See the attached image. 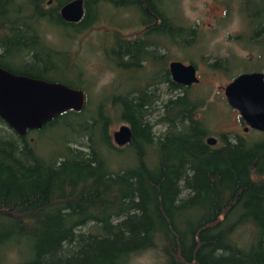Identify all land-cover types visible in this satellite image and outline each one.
Returning <instances> with one entry per match:
<instances>
[{
    "label": "trees",
    "instance_id": "trees-1",
    "mask_svg": "<svg viewBox=\"0 0 264 264\" xmlns=\"http://www.w3.org/2000/svg\"><path fill=\"white\" fill-rule=\"evenodd\" d=\"M67 1L0 0V67L27 75L5 65L16 50L13 37L40 24L77 36L98 24L104 7L132 6L149 25L133 39L114 31L107 60L119 69L133 67L135 44L149 32L188 47L198 30L166 17L152 0H82L81 19L66 22L58 10ZM250 1L242 2L246 28L235 40L263 51L264 13L256 7L260 0ZM44 44L42 73L27 76L81 89L85 104L23 136L0 119V264H129L148 250L157 252L160 264H264V134L219 133V143L208 145V130L197 117L205 97L170 80L162 98L166 52L159 55L162 71L141 88L110 93L89 106L83 70L70 63V54ZM230 58L208 57L206 66L231 80ZM58 59L66 65L57 66ZM114 120L130 127L123 146L112 142ZM48 133L52 140L43 154L38 141ZM122 153L130 155V166L112 161ZM245 226L253 234L243 247L233 233Z\"/></svg>",
    "mask_w": 264,
    "mask_h": 264
},
{
    "label": "rangeland",
    "instance_id": "rangeland-1",
    "mask_svg": "<svg viewBox=\"0 0 264 264\" xmlns=\"http://www.w3.org/2000/svg\"><path fill=\"white\" fill-rule=\"evenodd\" d=\"M242 2L243 0H163L161 2L163 10L160 11L166 17L171 20L175 17L183 25H195L198 28L192 45L188 47L174 45L170 42L171 36L161 32H149L143 40H138L140 42L136 46L140 53L139 60L144 61L143 65L134 68H115L112 61L107 60L112 55L109 45L114 31L119 32L118 36L124 39H133L140 37L149 26L140 23L141 15L132 6L121 9L104 7L99 14L98 24L92 25L77 36L53 24H40L39 29L49 46L70 54L72 57L70 63H75L77 68L83 70L82 83L86 88L89 106L105 95L109 96L110 93H125L131 89L141 88L144 81L150 79L156 70L162 71L163 64L159 55L164 52L167 56L165 66L171 60H178L184 64L192 63L199 81L190 85V92L192 95L205 97L197 117L204 122L208 136H213L216 139L214 145H217L219 133L229 132L249 138L263 137V134L256 131L242 130L243 123L236 110L231 109L223 97V87L229 82V78L223 73L211 71L206 66L208 57L231 56L229 71L233 73L232 75L251 71L264 73V48L263 51L257 47L245 49L240 41L235 40V36L243 34L246 28L240 13L244 10ZM250 2L249 0V4ZM256 7L264 13V0H260ZM242 43L246 44L247 40L243 38ZM259 52L263 55L260 56ZM4 61L12 66L18 65L6 57ZM55 64L64 66L66 62L58 59ZM260 67V70H256ZM65 71L69 72V69ZM51 73L48 74L49 77L59 76V73H55L57 75ZM159 87L162 90V98H165L167 95L164 93V85ZM122 123L114 120L110 125V135ZM154 130L162 131L163 127L154 125ZM47 135L49 137H43L38 141L43 154L48 151L50 144L48 141L52 140V134ZM28 137L34 139L36 133L31 132ZM129 156L122 153L111 158L116 167L117 165L124 167L132 164ZM252 234L249 226L241 227L233 233V239L237 244L246 247ZM129 264H160L159 255L155 250H148L132 257Z\"/></svg>",
    "mask_w": 264,
    "mask_h": 264
},
{
    "label": "water",
    "instance_id": "water-1",
    "mask_svg": "<svg viewBox=\"0 0 264 264\" xmlns=\"http://www.w3.org/2000/svg\"><path fill=\"white\" fill-rule=\"evenodd\" d=\"M60 17L78 22L83 15L82 0H69L59 7ZM167 70L173 82L190 86L199 78L195 66L171 60ZM227 105L236 110L243 131L252 129L264 133V73L262 71L236 74L223 87ZM85 104V93L60 82L46 81L15 74L0 67V119L18 136L40 129L46 122L67 110L79 111ZM115 146L130 142L131 130L122 123L111 132ZM205 142L214 145L216 139L207 136Z\"/></svg>",
    "mask_w": 264,
    "mask_h": 264
},
{
    "label": "flooded vegetation",
    "instance_id": "flooded-vegetation-1",
    "mask_svg": "<svg viewBox=\"0 0 264 264\" xmlns=\"http://www.w3.org/2000/svg\"><path fill=\"white\" fill-rule=\"evenodd\" d=\"M152 1L154 2V5L156 4L159 5L163 0H152ZM39 28L40 27H37L32 30L26 31L24 33H20L18 36L12 38V41H14L12 44H15L14 48H16V50H13L12 57H8V58L14 60L18 65L12 66L8 63H5V65L8 68L14 69L16 71L22 70L27 75L30 76H37L42 73L41 70L44 67V52H45L44 43L47 42H45V40L43 39V33ZM138 43L135 44V47L138 46ZM135 47H134L135 51L132 53L133 67H138L139 66L138 60L140 57V53ZM120 48L122 51L126 47L124 44H122ZM168 77L169 79L166 82H164V84L161 82L159 86L169 85L171 80L169 73H168ZM243 127L244 125L242 126V129ZM247 131H252V129H248L244 132ZM259 133L264 134L262 132Z\"/></svg>",
    "mask_w": 264,
    "mask_h": 264
},
{
    "label": "bare ground",
    "instance_id": "bare-ground-1",
    "mask_svg": "<svg viewBox=\"0 0 264 264\" xmlns=\"http://www.w3.org/2000/svg\"><path fill=\"white\" fill-rule=\"evenodd\" d=\"M32 22V21H31Z\"/></svg>",
    "mask_w": 264,
    "mask_h": 264
}]
</instances>
